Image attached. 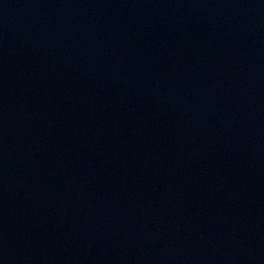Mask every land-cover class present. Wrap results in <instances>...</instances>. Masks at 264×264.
Wrapping results in <instances>:
<instances>
[{
	"label": "water",
	"instance_id": "1",
	"mask_svg": "<svg viewBox=\"0 0 264 264\" xmlns=\"http://www.w3.org/2000/svg\"><path fill=\"white\" fill-rule=\"evenodd\" d=\"M0 264H264V0H0Z\"/></svg>",
	"mask_w": 264,
	"mask_h": 264
}]
</instances>
